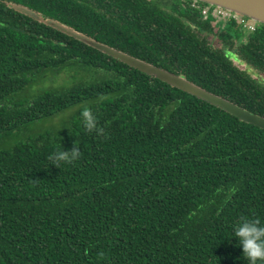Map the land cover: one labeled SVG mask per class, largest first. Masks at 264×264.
I'll list each match as a JSON object with an SVG mask.
<instances>
[{
    "label": "trees",
    "instance_id": "1",
    "mask_svg": "<svg viewBox=\"0 0 264 264\" xmlns=\"http://www.w3.org/2000/svg\"><path fill=\"white\" fill-rule=\"evenodd\" d=\"M13 5L264 117L245 69L264 75L262 24L214 31L201 12L222 8L199 0H0V264H248L232 233L264 224V130ZM64 72L70 85L32 93Z\"/></svg>",
    "mask_w": 264,
    "mask_h": 264
},
{
    "label": "water",
    "instance_id": "2",
    "mask_svg": "<svg viewBox=\"0 0 264 264\" xmlns=\"http://www.w3.org/2000/svg\"><path fill=\"white\" fill-rule=\"evenodd\" d=\"M209 4L217 5L226 9L231 10L232 12L238 13L245 17H248L258 24L264 25V0H199ZM18 11L29 15L30 17L49 24L50 26L62 30L63 32L73 36L79 41L97 49L98 51L114 58L122 63L137 69L138 71L145 73L149 76H153L156 79L167 83L168 85L182 90L196 98L205 101L215 107H218L227 113L235 116L239 120L252 124L260 129L264 130V117L253 114L242 107L235 105L225 98H221L213 93L208 92L207 90L193 84L182 76L172 74L166 70H163L159 67H156L152 64H149L145 61L132 57L126 53H123L117 49H114L108 45L100 43L78 31L72 30L69 27L57 23L53 19L44 18L38 13H33L30 9L13 5Z\"/></svg>",
    "mask_w": 264,
    "mask_h": 264
},
{
    "label": "clouds",
    "instance_id": "3",
    "mask_svg": "<svg viewBox=\"0 0 264 264\" xmlns=\"http://www.w3.org/2000/svg\"><path fill=\"white\" fill-rule=\"evenodd\" d=\"M80 119L87 130L91 131L95 128L96 121L91 109L83 108L80 112ZM78 156L79 149L73 146L70 150L56 153L52 159L57 162L70 163ZM232 234L248 264H264V224H261L259 220L242 219L234 227Z\"/></svg>",
    "mask_w": 264,
    "mask_h": 264
},
{
    "label": "rangeland",
    "instance_id": "4",
    "mask_svg": "<svg viewBox=\"0 0 264 264\" xmlns=\"http://www.w3.org/2000/svg\"><path fill=\"white\" fill-rule=\"evenodd\" d=\"M217 29H218V26L216 25V27L214 28V31ZM241 30L243 31V33L245 35L249 34L243 28H241ZM219 40L220 39L216 36L210 37V41L213 44V46L220 47L221 42ZM234 60H235V63L237 65L241 64L237 59H234ZM245 69L248 71V73L251 76H253L257 80L262 81L264 83V75L257 74L258 72L256 71L255 68H253L252 66H246ZM72 81H73V78L67 72L61 73L59 75H54L53 73H47L45 76V80L43 82H40V84L38 86L33 88L32 93L37 92L41 88H48V87L56 88V87H61L64 85H70L72 83ZM69 117H70V112L68 114L66 113V114L62 115L61 118L68 120ZM62 119L56 118L55 120H52L51 122H40V123L32 124L25 129L24 133H21L22 135H19V136L13 138L12 141L24 139L28 136L35 134V133H42L46 130V128H47L46 125L48 123H49V125H52V124L59 125L62 123L61 122Z\"/></svg>",
    "mask_w": 264,
    "mask_h": 264
},
{
    "label": "built area",
    "instance_id": "5",
    "mask_svg": "<svg viewBox=\"0 0 264 264\" xmlns=\"http://www.w3.org/2000/svg\"><path fill=\"white\" fill-rule=\"evenodd\" d=\"M201 15L204 19L213 18L217 22H222L224 25L234 21L235 24L243 28L248 33L255 32L259 25L254 20L248 19L243 15L224 9H216L213 12H210L209 9H204L202 10Z\"/></svg>",
    "mask_w": 264,
    "mask_h": 264
},
{
    "label": "flooded vegetation",
    "instance_id": "6",
    "mask_svg": "<svg viewBox=\"0 0 264 264\" xmlns=\"http://www.w3.org/2000/svg\"><path fill=\"white\" fill-rule=\"evenodd\" d=\"M247 18H248V17H247ZM248 19H250V18H248ZM251 20H252V19H251ZM221 24H222V22H217V21L214 22V25H217L218 27L221 26Z\"/></svg>",
    "mask_w": 264,
    "mask_h": 264
},
{
    "label": "bare ground",
    "instance_id": "7",
    "mask_svg": "<svg viewBox=\"0 0 264 264\" xmlns=\"http://www.w3.org/2000/svg\"><path fill=\"white\" fill-rule=\"evenodd\" d=\"M201 2H202V1H201ZM204 3H206V2H204ZM207 4H209V3H207ZM210 5H213V4H210ZM213 6H217V5H213ZM217 7L222 8V9H225V10H228V11H231V10H229V9H226V8H223V7H220V6H217Z\"/></svg>",
    "mask_w": 264,
    "mask_h": 264
}]
</instances>
